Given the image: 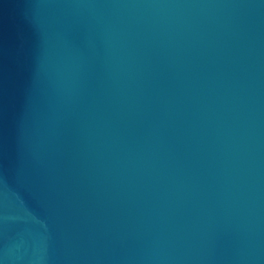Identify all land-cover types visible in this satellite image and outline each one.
I'll return each instance as SVG.
<instances>
[{"label":"water","instance_id":"obj_1","mask_svg":"<svg viewBox=\"0 0 264 264\" xmlns=\"http://www.w3.org/2000/svg\"><path fill=\"white\" fill-rule=\"evenodd\" d=\"M0 264H264V0H0Z\"/></svg>","mask_w":264,"mask_h":264}]
</instances>
